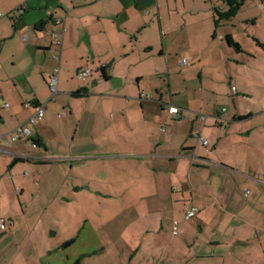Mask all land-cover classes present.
I'll return each instance as SVG.
<instances>
[{"label": "crops", "instance_id": "0c3cea01", "mask_svg": "<svg viewBox=\"0 0 264 264\" xmlns=\"http://www.w3.org/2000/svg\"><path fill=\"white\" fill-rule=\"evenodd\" d=\"M178 1L0 0V12L3 14L0 16V136L7 135L18 124L26 121L33 112L32 103L44 102V98L36 93L32 99L21 103L24 110L17 111L6 100L7 96L1 87L2 77H23L26 85L30 82V77H33L29 70L33 65L41 71L48 84V74L59 66V84L61 81V93H67L69 96V114L76 116V121L80 119L81 124H85L86 131L89 122L103 128L98 133V138L97 134L91 136L89 143L94 147L105 146V158H120L119 162L123 163L122 170L129 168L130 164L138 167L129 176L123 171L110 181L100 182L101 180L96 179L94 184L87 182L78 173L74 175L77 181L69 182L70 178L65 176L67 172L64 171L57 189L67 186L73 193L89 189L93 195L107 193L111 196L122 186V192L130 188L125 194L137 195L136 201L124 207L137 213V217L132 221H123L130 234L125 236L124 231V235L109 237L108 232L113 231L117 224L107 222L104 225L107 232L105 240L99 239L98 234H95V237L91 238L95 246L91 252H84L79 256L80 264H264V202L259 200L251 204L240 197L237 201H231L230 194L233 189L231 188L229 193L224 180H219L231 166L228 156L223 157L215 153L218 148L220 150V137L212 144V151L203 155L197 152V144L192 141L194 135L202 136L209 117L206 122L202 121L199 115L193 117L190 126L185 130L182 122H175L183 117L184 111L180 108L182 116L179 118L171 116L168 108L174 104L164 101L163 93L157 88V94L152 99H147V94L139 93L138 98L132 99V104V100L120 102L124 95L135 94L128 92L130 81L142 79L150 73L147 74L145 68L151 62L149 56L155 46L140 45V36L147 28L156 31V25L162 34L165 17L166 26L174 18L170 5ZM55 16L65 18L67 30L61 46L53 43L51 38V32L55 28ZM41 21L46 23L41 26ZM169 29L170 33L176 31L172 26ZM164 43L165 41L160 55L165 56L168 48ZM11 49H14L12 54ZM17 50L24 51L25 54L20 56ZM17 65L18 70H14ZM103 66L109 79L102 76ZM142 66L144 70L139 71L138 68ZM87 67L92 69V73L91 79L85 80L84 78L89 77L78 76L77 70ZM83 87L89 90V95H72V92ZM31 89L33 90L32 87ZM235 93L238 94L237 89ZM55 96L50 99L51 96L45 95L43 118L47 104L53 101ZM94 96H100L105 101L108 98L116 99L117 103L111 102V105H116L114 110L117 111V121H107L105 126L97 120L83 121V113L87 112L90 102L87 100ZM5 104L8 106H4ZM124 105H128V109L122 108ZM154 107L160 109L157 111L161 117H170L173 121L172 129L168 130L163 126L157 129V123L152 121L156 117ZM221 110L214 116L211 125L225 130L223 139L233 138L232 140L237 141L242 140L244 136L251 137V129L241 130L240 135L231 137L228 126L232 122L238 123L252 116V113L239 110L229 115L228 112L222 114ZM131 113L135 115V119H139L138 123L131 120ZM245 114L249 116L240 118ZM199 120L202 124L198 123ZM115 123L116 125H113ZM113 129L117 132H112ZM34 131V138L39 144L36 148L32 147L37 151L29 157L22 150L27 141H12L19 143L10 146L11 142L4 143L0 139V148H7L9 151H0V210L5 209L0 218L12 219L10 210L16 209L17 206L24 211L30 204L28 197H36L27 188L30 185L38 186L39 181H32L33 184L29 182V178L20 181L18 172L14 173L15 167H9L8 172L11 173L15 185L10 187L9 184L12 183L4 175V163L8 162V159L14 160L13 166L19 157L24 158L20 161L24 163L46 161L43 159L45 151H49V140L46 139L48 128L40 123ZM56 135H60L58 131ZM81 136L85 140L84 134ZM67 149L63 146L62 150ZM3 154L10 155L11 158ZM77 157L78 160L82 158ZM255 157L259 158L256 160L261 161L260 165L264 168V155L256 154ZM252 165L253 162L249 166ZM73 169L77 171L81 168L73 164L69 169L66 168L70 171ZM261 171L262 169L257 173L252 171L257 174L254 175L255 179L264 178ZM209 176L217 184H214ZM97 183L101 184V187H97ZM225 193H228L230 202L224 200ZM193 205L198 207V213L190 219H185L186 210ZM175 220L179 223V233L176 235L173 233ZM74 242L76 239L72 240L71 244ZM118 248L120 251H117ZM59 251L58 247L50 252L57 254L53 255L51 260L47 259L49 263L70 264L71 261H67L69 256ZM85 258L89 260L84 263ZM46 262L45 260V264Z\"/></svg>", "mask_w": 264, "mask_h": 264}, {"label": "rangeland", "instance_id": "374dc122", "mask_svg": "<svg viewBox=\"0 0 264 264\" xmlns=\"http://www.w3.org/2000/svg\"><path fill=\"white\" fill-rule=\"evenodd\" d=\"M215 6L223 10L227 8L222 0H179L178 3H171L174 18L166 26L165 17L162 34L156 25L154 26L156 31L147 28L140 36V45L155 46L149 56L151 62L145 68L147 74L150 72L149 75L130 81L128 92L135 94L124 95L120 102L136 99L139 93L147 94L149 95L147 99H152L157 94V88L163 93L164 101L184 111L183 117L175 122H182L185 130L190 126L193 117L196 118L202 113L208 114V125L202 137L209 140L211 151L212 144L220 137L218 141L220 150L218 148L215 153L223 157L228 156L231 166L219 180H224L229 193L231 188L233 189L230 194L231 201H237L240 197L251 204L259 200L264 202V178L255 179L254 175L257 174L252 173V171L257 173L260 169L264 173L261 161H257L258 157H255L256 154L264 155V46L258 43L264 44V0H245L240 11L231 20L223 21L224 23L216 30L213 19ZM170 26L176 28L174 33H170ZM228 34L233 36L234 43L240 45L241 51L235 45L228 44L226 39ZM163 41L168 48L165 56L160 55ZM141 48L143 49V46ZM10 52L12 54L14 49ZM17 53L20 56L25 54L24 51L18 50ZM183 57L191 58L189 65L180 64ZM14 70H18V65ZM29 70L33 77H30V82L26 85L23 77H2L1 87L7 96L6 100L17 111L24 110L21 103L32 99L36 93L44 98L43 105H46L45 95L51 96L49 85L46 84L45 77L37 66L32 65ZM138 70L143 71L144 67ZM51 73L47 76V83ZM91 73L81 77H89L84 78L85 80L91 79ZM75 78L79 80L78 77ZM58 86L59 91L55 99L47 104L45 117L37 124L41 123L48 128L46 139L49 140V151H45L46 159H43L46 161L33 163L32 157L29 159L32 163L18 161L13 166L14 160L11 156L3 154L11 158L4 163V175L10 183L13 184V177L8 169L15 167L14 173L18 172L20 181L29 178L31 184L34 183L32 181L35 183L39 181V184L27 188L36 195L35 198L28 197L30 204L26 206L27 209L22 211L16 206V209L10 210L12 219L3 218L6 227L0 226V264H45V260L46 264H51L47 259L51 260L53 255L57 254L50 252L58 247L60 253L69 256L67 261H71L70 264H76L78 261L80 264L79 256L84 252H91L95 246L94 240L91 239L95 234H98L99 239L105 240L107 232L104 225L107 222L117 224L113 231L108 232L109 237H119L118 235H122L124 231L125 236H128L130 231L125 229L123 221H132L137 217L136 212L124 208L137 200L136 194H125L130 188L123 187L127 189L122 192V186H119L118 191L111 196L107 193L93 195L89 189L73 193L67 186L57 189L64 171L67 172L65 176L70 178L69 182L77 181L74 175L78 173L87 182L94 184L96 179L106 182L123 171L129 176L132 171L138 169L134 164H130L129 168L122 170L123 163L119 162L120 158H105L103 157L107 150L105 146L94 147L89 143L92 135L97 134L98 138V133L103 130L99 125L89 121L97 120L105 126L107 121L118 120L117 111L114 110L116 105H111V102L117 103L116 99L108 98L105 101L100 96H94L87 100L90 101L87 105L88 110L83 113V121L89 122L86 131L85 124H81L80 119L76 121V116L69 114L67 106L69 96L67 93H61V81ZM233 86L238 90V94L232 89ZM127 107L129 106H122L124 109H128ZM223 107L228 109L229 115L239 110L252 113V116L238 123L232 122L228 126L231 137L240 135L241 130L248 129L253 132L251 137L244 136L242 140L237 141L232 140L233 138L223 139L225 130L211 125L214 116ZM157 110L160 111L154 107L156 117L152 119L157 123V129L159 126L172 129L173 121L170 117L165 115L161 117ZM130 117L134 122H139L133 113ZM57 131L59 136L56 135ZM112 132L117 131L113 129ZM192 141L197 144L199 154L208 152L198 136L194 135ZM18 143L11 141L10 146ZM26 144L22 146V150L29 157L37 150L33 149L29 142ZM63 146L68 149L62 150ZM77 156L82 158L78 160ZM61 158L64 160H60ZM252 162L253 165L249 166ZM71 164L81 169L66 170ZM212 180L217 184L213 178ZM12 184L9 186H15ZM96 186L101 187V184L97 183ZM224 200L230 202L228 193L224 194ZM4 213L3 208L0 214ZM74 239L76 242L64 246ZM117 251H120V248ZM88 260L89 258H85L83 261L85 263Z\"/></svg>", "mask_w": 264, "mask_h": 264}, {"label": "built area", "instance_id": "2783aa9c", "mask_svg": "<svg viewBox=\"0 0 264 264\" xmlns=\"http://www.w3.org/2000/svg\"><path fill=\"white\" fill-rule=\"evenodd\" d=\"M1 15H3V14L0 12V16ZM54 23H55V28L51 32V38H52L53 43H55L58 46H61L62 42H63V37H64L65 32L67 30L66 25H65V18L62 16H55L54 17ZM190 62H191V58L183 57L180 61V64L189 65ZM91 72H92V70L90 68L78 70V74L80 76H87ZM59 74H60V67L56 66L52 70V73L50 74L51 77H48V85H49V89L51 92L50 99H53V97L58 92ZM232 89L236 92L235 87H232ZM4 106H8V104H5ZM31 106H32L33 112L26 119V121L18 124L7 135L0 136V139L4 143H9L11 141H27L31 144V146L33 148H36L38 146L37 142L34 141V133H35L34 130H35V127L37 126V124L43 119V115L45 113V105H43L42 103H39V102L38 103L34 102L31 104ZM168 110H169V113L171 116H173V117L180 116L181 110L177 106L171 105V106H169ZM226 112H227V109L224 107L223 113H226ZM200 116H201L202 121H204V122L208 118V115L203 114V113ZM219 118H221V117H219ZM197 136H198L200 142L202 143V145L205 146L206 150L210 151L209 140L206 138H203L200 134H198ZM0 151L3 153L9 152L7 148H0ZM197 213H198V207H196L194 205L190 206L186 210V212L184 214V218L190 219V218L194 217ZM178 224H179L178 221L175 220L174 225H173V233L175 235L179 233ZM0 226H1V228L6 227L5 220L3 218H0Z\"/></svg>", "mask_w": 264, "mask_h": 264}, {"label": "trees", "instance_id": "16d2710c", "mask_svg": "<svg viewBox=\"0 0 264 264\" xmlns=\"http://www.w3.org/2000/svg\"><path fill=\"white\" fill-rule=\"evenodd\" d=\"M226 3L227 5V8L226 9H221L220 7L218 6H215L213 9V19H214V25H215V30L217 27H219L222 23H224L223 21L225 20H231L241 9V7L243 6L245 0H222ZM48 21V20H47ZM226 22V21H225ZM46 23V21H41L39 24L42 26ZM216 34V33H215ZM226 39L228 41V44L229 45H233L234 43V39H233V36L231 34H228L226 36ZM259 44L263 45V43L261 42H258ZM101 71H102V76L103 78L105 79H109V75L106 74L105 72V66L101 67ZM72 95L73 96H87L89 95V90L86 88V87H83L77 91H74L72 92ZM38 103V102H37ZM179 108V107H178ZM224 108V107H223ZM223 108L221 110V113L223 114ZM226 108V107H225ZM227 109V108H226ZM227 112H228V109H227ZM226 112V113H227ZM225 114V113H224ZM221 115V114H220ZM182 116V113L180 112V116L178 117H174V118H179ZM249 116V115H248ZM209 117V116H208ZM221 117V116H219ZM247 116H240V118H246ZM206 122V121H205ZM34 141L37 142V144H39V141L35 138H34ZM23 157H19L17 158L16 160L17 161H23Z\"/></svg>", "mask_w": 264, "mask_h": 264}, {"label": "water", "instance_id": "95a60500", "mask_svg": "<svg viewBox=\"0 0 264 264\" xmlns=\"http://www.w3.org/2000/svg\"><path fill=\"white\" fill-rule=\"evenodd\" d=\"M233 45H235V46L237 47V49L241 50V47H240V45H239V44H237V43H233ZM15 161H17V160H15ZM71 242H72V241L68 242V243H67V244H65L64 246H65V247H67L68 245H70V244H71ZM78 262H79V261H78ZM78 262H77L76 264H78Z\"/></svg>", "mask_w": 264, "mask_h": 264}]
</instances>
